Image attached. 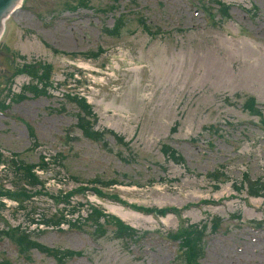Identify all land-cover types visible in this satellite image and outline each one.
Returning a JSON list of instances; mask_svg holds the SVG:
<instances>
[{"label":"rangeland","instance_id":"1","mask_svg":"<svg viewBox=\"0 0 264 264\" xmlns=\"http://www.w3.org/2000/svg\"><path fill=\"white\" fill-rule=\"evenodd\" d=\"M85 1L23 0L5 22L0 187L15 189L22 162L37 193L21 209L2 199L0 232L21 226L60 254L20 255L0 234V260L179 264L168 233L185 220L208 223L199 264H264V196L246 193L264 181V0ZM75 98L104 141L75 127ZM93 209L136 233L97 229Z\"/></svg>","mask_w":264,"mask_h":264},{"label":"trees","instance_id":"2","mask_svg":"<svg viewBox=\"0 0 264 264\" xmlns=\"http://www.w3.org/2000/svg\"><path fill=\"white\" fill-rule=\"evenodd\" d=\"M114 1V0H113ZM219 7L220 11L225 10L224 4L214 1ZM203 4V3H202ZM86 1L85 0H79L77 3V7H85ZM70 9V6L68 7ZM74 8V7H73ZM227 10V9H226ZM143 29L145 31H149V27L143 22L142 23ZM42 81V80H41ZM31 91L33 93L40 92L35 88H31ZM22 97H19L21 99ZM75 105L78 108V112L76 114V128L81 132L82 136L88 140H91L93 142H101L104 141V138L107 134H110L107 131H99L95 130V123L96 120L92 119L94 118L91 107L85 103L84 100H78L74 99L72 100ZM249 107L251 109L252 113H258L252 109L253 99L249 100ZM264 122V121H263ZM264 124V123H263ZM165 154H168L171 158L176 157V152L170 150V151H164ZM178 157V156H177ZM1 160V159H0ZM12 166L15 171V179L17 180L15 184V189L13 191L5 190L4 188L0 187V209H4V204L2 203V199H9L11 201H14L17 203L18 208H23V203L26 201H29L36 193L37 191H31L26 188L27 186H33L35 183L36 176L32 172L33 168L35 166L24 164L22 162L16 163L15 161L12 162ZM42 169L47 168V163H42L41 165ZM256 184H250L248 189L246 190V193L249 196L252 197H258V196H264V181H255ZM25 184V185H24ZM113 183H110L108 185H112ZM107 185V184H106ZM67 195H70L68 193ZM146 211L148 214L151 215H165L166 212L170 210H142ZM154 212V213H153ZM155 215V216H156ZM102 218L104 221V224H108V222H112V232L115 233L117 236L116 238H122L123 236L127 235L129 239H132L134 234L136 233L132 228L125 225L120 220L102 215L99 210H94L89 218L91 222H93L97 229L100 227V223L98 224V220ZM32 224H43L46 227L49 226H58L66 222L64 220V216L58 218L56 221H51L50 219H42L40 222H36L35 220H30ZM221 222L220 218L213 217L210 219V231L217 232L219 229V223ZM208 228V223L203 224L202 227L200 225H193L188 224L187 221L183 220L182 225H180L179 230H177L175 233H168V239H171L172 241H176L178 243V252H177V261L179 264H199V260L201 258V255L203 254V247H202V238L204 236L205 230ZM0 234H3L8 238L13 245L16 247L18 254L20 255H27L31 250H38L41 253H44L48 256L58 258L59 252L55 249L46 248L36 240H33L28 233L27 229L22 230L21 226H18L17 228H9L6 230H3L0 232ZM67 254L72 257L75 255H78V253L74 252H67ZM0 264H10L5 260H0Z\"/></svg>","mask_w":264,"mask_h":264},{"label":"water","instance_id":"3","mask_svg":"<svg viewBox=\"0 0 264 264\" xmlns=\"http://www.w3.org/2000/svg\"><path fill=\"white\" fill-rule=\"evenodd\" d=\"M23 0H0V39L5 32V22L21 6Z\"/></svg>","mask_w":264,"mask_h":264},{"label":"bare ground","instance_id":"4","mask_svg":"<svg viewBox=\"0 0 264 264\" xmlns=\"http://www.w3.org/2000/svg\"><path fill=\"white\" fill-rule=\"evenodd\" d=\"M113 210H115V209H113ZM116 212H119L118 210H115ZM118 215V214H117ZM119 216V215H118ZM126 219V218H125ZM123 220V219H122Z\"/></svg>","mask_w":264,"mask_h":264}]
</instances>
